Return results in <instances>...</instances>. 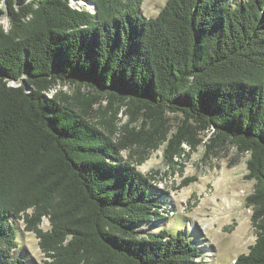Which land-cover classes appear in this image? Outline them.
Segmentation results:
<instances>
[{"label": "trees", "instance_id": "16d2710c", "mask_svg": "<svg viewBox=\"0 0 264 264\" xmlns=\"http://www.w3.org/2000/svg\"><path fill=\"white\" fill-rule=\"evenodd\" d=\"M84 1L95 13L0 0V264H30L13 220L44 264H195L186 233H140L166 200L137 169L162 145L171 168L187 158L190 124L208 150L248 155L255 239L233 264H264V0H166L155 18L142 0Z\"/></svg>", "mask_w": 264, "mask_h": 264}, {"label": "rangeland", "instance_id": "374dc122", "mask_svg": "<svg viewBox=\"0 0 264 264\" xmlns=\"http://www.w3.org/2000/svg\"><path fill=\"white\" fill-rule=\"evenodd\" d=\"M165 2L142 0L140 11L146 18H155ZM74 7L82 6L74 4ZM0 23L7 27L5 18L0 19ZM63 90L69 94L72 91L67 87ZM99 105L104 106V102L98 100L93 109ZM139 123L137 119L134 125L138 127ZM178 126L180 116L168 114L167 136L171 137ZM189 131L192 147L184 145L188 156L182 160L174 159L178 164L173 168L165 163V145L150 152L148 159L137 167L142 174H153V187L159 189L166 200V205H161L166 211V218L143 225L140 233L147 230L156 233L161 229L173 234L186 233L201 250V257L195 264H233L238 255L247 252L255 239L249 221L251 211L244 204L245 197L253 190V181L244 179L248 155L237 153L229 144L208 150L206 134L193 124H190ZM189 177H196V181L177 189ZM12 223L17 243L15 256L30 264H44L35 236L23 231L22 221L13 220ZM40 227L49 229L46 219Z\"/></svg>", "mask_w": 264, "mask_h": 264}, {"label": "water", "instance_id": "95a60500", "mask_svg": "<svg viewBox=\"0 0 264 264\" xmlns=\"http://www.w3.org/2000/svg\"><path fill=\"white\" fill-rule=\"evenodd\" d=\"M71 4L74 5V4H77V5H80L82 7H86L87 9H89L92 13H95L96 11V7L94 4H92L91 6V9L88 7V5H90L89 3H87L86 1L84 0H70ZM209 135V134H208Z\"/></svg>", "mask_w": 264, "mask_h": 264}, {"label": "bare ground", "instance_id": "6f19581e", "mask_svg": "<svg viewBox=\"0 0 264 264\" xmlns=\"http://www.w3.org/2000/svg\"><path fill=\"white\" fill-rule=\"evenodd\" d=\"M89 6V8H91V5H88Z\"/></svg>", "mask_w": 264, "mask_h": 264}]
</instances>
